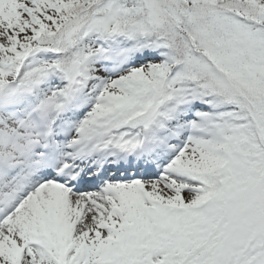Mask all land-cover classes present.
Here are the masks:
<instances>
[{
  "label": "snow or ice",
  "instance_id": "1",
  "mask_svg": "<svg viewBox=\"0 0 264 264\" xmlns=\"http://www.w3.org/2000/svg\"><path fill=\"white\" fill-rule=\"evenodd\" d=\"M0 264H264V0H0Z\"/></svg>",
  "mask_w": 264,
  "mask_h": 264
}]
</instances>
